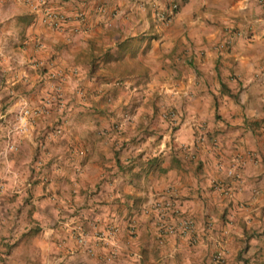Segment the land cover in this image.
Segmentation results:
<instances>
[{"label":"crops","instance_id":"1","mask_svg":"<svg viewBox=\"0 0 264 264\" xmlns=\"http://www.w3.org/2000/svg\"><path fill=\"white\" fill-rule=\"evenodd\" d=\"M0 186V264H264V0H0Z\"/></svg>","mask_w":264,"mask_h":264},{"label":"built area","instance_id":"2","mask_svg":"<svg viewBox=\"0 0 264 264\" xmlns=\"http://www.w3.org/2000/svg\"><path fill=\"white\" fill-rule=\"evenodd\" d=\"M177 5H175L173 8L175 9ZM173 14L169 13L164 16L165 20H171ZM45 21L49 24H51L54 27H60L61 26V19H60V14H58L55 11L47 10L45 13ZM38 110H31L30 108L23 107L21 112L18 115V121L21 124L20 128H24L26 126V121L27 118L30 114L32 113H37ZM13 147V144L11 145ZM230 174H234V170L230 171ZM2 187L0 186V190ZM154 209H156L159 212V215L161 216L162 219V228L165 229L166 233L170 234H187L193 229L194 222L193 219L190 217L186 216L183 214L181 211L180 207H174V204L171 201H168L167 199L165 200H155L153 202ZM167 212H170L172 214V217L178 216L177 221L171 222L168 221L169 219L167 218L166 214ZM85 236L81 237L79 239L80 242H85ZM215 264H223V256L221 252H218L215 254L213 258Z\"/></svg>","mask_w":264,"mask_h":264},{"label":"rangeland","instance_id":"3","mask_svg":"<svg viewBox=\"0 0 264 264\" xmlns=\"http://www.w3.org/2000/svg\"><path fill=\"white\" fill-rule=\"evenodd\" d=\"M166 21H169V20H166ZM155 95L156 94H147L148 97H153V98L156 97L155 99H158V101H160V102L162 101L163 102L162 105H164V108H163V110L159 111V113H161L163 118L169 117L172 119L177 113V112H175L177 107H173L174 105L172 104V102L174 101L172 99V94L171 93H164L162 95H159V94H157V96H155ZM160 97H162V99H160ZM167 106H170V108L173 107L174 110L169 109ZM11 148H12V146H11Z\"/></svg>","mask_w":264,"mask_h":264}]
</instances>
